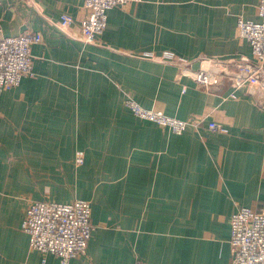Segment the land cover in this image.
<instances>
[{
  "label": "crops",
  "instance_id": "crops-1",
  "mask_svg": "<svg viewBox=\"0 0 264 264\" xmlns=\"http://www.w3.org/2000/svg\"><path fill=\"white\" fill-rule=\"evenodd\" d=\"M84 3L0 0V39L42 34L34 74L0 92V264H63L30 248L22 222L33 200L78 198L91 202L94 230L68 264H230L232 214L264 203V108L249 88L236 99L229 83L206 92L144 53L250 56L237 19L258 20L259 0L116 5L94 43L77 37ZM64 13L74 19L67 33L57 26ZM128 96L205 120L177 134L135 115Z\"/></svg>",
  "mask_w": 264,
  "mask_h": 264
},
{
  "label": "built area",
  "instance_id": "built-area-1",
  "mask_svg": "<svg viewBox=\"0 0 264 264\" xmlns=\"http://www.w3.org/2000/svg\"><path fill=\"white\" fill-rule=\"evenodd\" d=\"M138 1L141 0H85L87 13L80 22V35L77 37L84 42H97L107 26L110 8ZM257 13L258 20L246 19L242 15L237 19L239 35L251 46L250 56L223 58L201 55L189 59L171 50L158 55L148 51L144 56L176 66L179 77H191L197 87L206 92H213L229 83L232 89L229 97L236 99V91L249 88L254 101L264 108V0H259ZM73 20L71 15L64 13L57 26L67 33ZM41 40V32L35 30L0 39V92L18 87L23 77L34 74L32 46ZM195 61H198L197 67H194ZM125 102L138 117L154 121L177 134L196 129L205 120V117L176 118L163 111L146 108L130 96ZM208 127L222 133L228 131L217 120L208 121ZM75 161L83 163V151H77ZM91 212V202L87 199L78 198L70 202L33 200L26 207L22 228L29 234L31 249L44 255L54 254L63 264H68L70 259L87 252L94 230ZM230 245V264H264V203L236 209L231 217Z\"/></svg>",
  "mask_w": 264,
  "mask_h": 264
}]
</instances>
